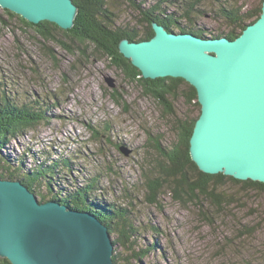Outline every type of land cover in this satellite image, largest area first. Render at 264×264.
I'll return each instance as SVG.
<instances>
[{
	"label": "rangeland",
	"instance_id": "374dc122",
	"mask_svg": "<svg viewBox=\"0 0 264 264\" xmlns=\"http://www.w3.org/2000/svg\"><path fill=\"white\" fill-rule=\"evenodd\" d=\"M107 1L118 26L138 25L139 14L130 1ZM134 1L140 5L162 3L163 9L198 36L213 38L228 29L218 11L222 0ZM257 1H245L243 11ZM188 10H192L193 25H189L191 19L181 18ZM62 30H53L55 38H44L19 15L9 17L0 6V90H7L17 103L28 104L45 117L7 141L2 153L9 155L12 165L23 164L22 176L38 165L57 164L53 176L41 177L35 186L33 192L41 203L95 182L90 200L126 208L136 232L128 245L115 246L120 264H224L231 256L224 236L232 239L238 220L252 219L248 209L264 204V193L252 192L246 208L234 205L236 221L216 214L205 196L195 200L175 196L171 183L158 204L148 202L145 174H155L159 171L156 164L164 160L149 137H157L163 147L171 148L178 139L179 118L188 113L201 115V104L187 105L179 98L176 116L163 113V107L146 95L141 85L125 78L93 45L81 44ZM121 146H126L130 155H125ZM206 210L215 213L212 226L204 219ZM227 211L232 214L230 208ZM252 237L240 253L245 259L255 258L262 246L264 222ZM111 238L116 240L117 233H111Z\"/></svg>",
	"mask_w": 264,
	"mask_h": 264
},
{
	"label": "water",
	"instance_id": "95a60500",
	"mask_svg": "<svg viewBox=\"0 0 264 264\" xmlns=\"http://www.w3.org/2000/svg\"><path fill=\"white\" fill-rule=\"evenodd\" d=\"M0 6L65 30L78 12L73 0H0ZM153 28L150 40L126 38L120 50L144 78L182 77L197 89L202 112L190 140L192 160L209 174L264 183V3L261 17L233 40L156 22ZM114 248L107 225L91 212L40 203L21 180L0 178V257L12 264H114Z\"/></svg>",
	"mask_w": 264,
	"mask_h": 264
},
{
	"label": "trees",
	"instance_id": "16d2710c",
	"mask_svg": "<svg viewBox=\"0 0 264 264\" xmlns=\"http://www.w3.org/2000/svg\"><path fill=\"white\" fill-rule=\"evenodd\" d=\"M73 1L78 6V12L73 28L62 30L67 36L77 39L81 44L93 45L94 49L106 56L109 63L122 72L125 78L136 81L141 85L144 93L163 107V113L176 116L178 114L176 106L179 98H184L187 105L193 104L195 107H200V103L197 101V89L184 78L167 76L146 79L142 71L132 63L131 59L125 57L120 50V42L123 39L127 38L130 41L150 40L155 35L153 28V23L155 22L164 25L170 31L172 29L191 31L188 28L189 26H183L179 23V18L176 15L163 9L162 3L140 5L134 0H128L133 8L138 11V25L121 27L117 25L115 12L111 11L107 0ZM245 1L247 0H242L241 3L237 0H222L218 11L220 17L225 20L228 29L227 32L218 33L214 37L226 36L230 39H236L248 25L259 19L263 12L264 0L254 2L252 7L244 12ZM195 8L196 6H193L192 10ZM192 10L185 11L181 15V18L191 19L189 25L195 23L192 19L193 15L191 16ZM5 12L9 17L19 15L9 9H5ZM19 17L24 24L33 26L44 38H55L53 30L62 29L49 20L34 24L21 15ZM253 17L256 18L251 19ZM198 33L199 35L202 34ZM199 116L200 114L188 113L184 118H179L177 121L178 139L171 148L163 147L157 137H149V140L152 141V147L164 160H160L156 164L159 171H156L155 174L149 176L145 174L148 202L158 204L160 195L164 188L167 187V183H171L172 192L175 196L181 199L186 197L189 200H195L199 198V195L205 196L216 209V214L220 217L223 214L236 221V211L233 212L234 209L232 207L239 205L241 209L246 208V201L252 192L264 193V183L251 179L240 180L224 173L209 174L200 170L190 154V140ZM43 120H45L43 114L38 113L35 109L33 110L28 104L20 105L8 95L7 90H0V178L21 180L35 192L37 191L35 186L40 181L39 179L48 175L53 176V168L57 164L48 165L47 167L38 165L30 168L29 172L22 176L19 172H21L23 164L21 166L12 165L9 155L6 153L4 155L2 150L6 142L15 135L17 136L25 129L33 127ZM7 161L9 162L7 163ZM152 167L155 168V165ZM94 191L95 182H90L74 189L72 192H65V194L62 192L61 197L56 194L57 197L53 196L52 199L60 201L71 208L95 214L107 225L110 234L113 232L117 233L116 240H113L115 246L117 244L128 245L131 237L134 236L133 233L136 232L130 213L122 206L114 207L113 203L106 206L97 205L89 199L90 194H93ZM42 200H45L44 197H42ZM229 208L232 210V214L227 211ZM248 212L250 214H247L252 216V219L238 220L237 228L233 229L234 235L232 239L224 236L228 242L227 251L231 253V256L224 261V264H264V242L258 252H256L255 258L252 256L245 259L247 257L240 255L242 249L247 247L245 246L247 240L252 239V236L263 225L264 204L249 208ZM215 213H211L209 210L208 212L207 210L203 212L204 219L208 225H214ZM148 253V251L145 252V255ZM135 255L139 257L141 254L135 253ZM232 256L234 257L232 258ZM234 258H236V263H234ZM113 260L115 264H120L121 258L116 250L113 254ZM0 264L12 263L7 258L0 257Z\"/></svg>",
	"mask_w": 264,
	"mask_h": 264
},
{
	"label": "bare ground",
	"instance_id": "6f19581e",
	"mask_svg": "<svg viewBox=\"0 0 264 264\" xmlns=\"http://www.w3.org/2000/svg\"><path fill=\"white\" fill-rule=\"evenodd\" d=\"M193 33V32H192ZM203 37V36H202ZM127 146V145H126ZM15 180V179H14ZM25 186H27L26 184H25ZM28 187V186H27ZM28 189H29V191L31 192V193H35V192H33L29 187H28ZM36 194V193H35ZM37 196V195H36ZM37 200L39 201V199L37 198ZM50 202H55V200H52V201H50ZM41 203V202H40ZM66 205V204H65ZM68 208H70V209H73V208H71V207H69V206H67ZM115 264V263H114Z\"/></svg>",
	"mask_w": 264,
	"mask_h": 264
}]
</instances>
